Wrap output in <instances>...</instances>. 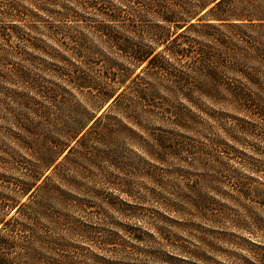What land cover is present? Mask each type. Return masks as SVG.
I'll return each instance as SVG.
<instances>
[{"label":"rangeland","instance_id":"374dc122","mask_svg":"<svg viewBox=\"0 0 264 264\" xmlns=\"http://www.w3.org/2000/svg\"><path fill=\"white\" fill-rule=\"evenodd\" d=\"M196 3L0 0L1 264H264V25L231 34L204 16L215 29L184 34L203 53L178 61L157 13L187 20ZM106 94L120 96L98 113ZM85 118L44 170L41 144Z\"/></svg>","mask_w":264,"mask_h":264},{"label":"trees","instance_id":"16d2710c","mask_svg":"<svg viewBox=\"0 0 264 264\" xmlns=\"http://www.w3.org/2000/svg\"><path fill=\"white\" fill-rule=\"evenodd\" d=\"M132 5V10L134 9V5L138 4L139 0H128ZM261 3L257 4L254 0H197V3L192 10L191 14L186 15L187 20H183V18H178L177 14L169 10H159L157 13L158 18L165 24H172L175 33L172 35H167V46L170 54L174 56L178 61L184 60H195L194 56L197 52L203 53L202 47H197L196 43L193 40H189L184 37V34L190 30L191 28L198 27L201 32H205L208 29H215L212 24H200L202 18L206 16L208 20L211 22L219 23L218 25L222 26L226 32L231 34L233 31H237L238 29L246 28L253 29L259 28L264 25V0H260ZM259 2V0H258ZM203 13L202 16H199ZM199 16V17H198ZM193 20L196 23H191ZM231 22L230 24H228ZM160 28V27H159ZM180 31V32H179ZM201 32H196L200 34ZM115 41V40H112ZM117 43V41H115ZM118 47H124L122 43L116 44ZM226 47V46H225ZM130 58L133 63L138 66H143V70L150 71L152 73H158L164 71L162 68L163 63L161 62L162 58L158 54H154V52L150 49L144 48H133L130 51ZM206 65V64H203ZM212 66H209L208 72L213 73L215 70V62ZM84 80V79H83ZM136 92H140L141 90H135ZM231 97L238 102L245 100L246 94L244 93L241 87H238L230 92ZM17 103L19 106H23L24 108H28L30 99L25 98L23 95H18ZM120 95L115 94H106L102 97L103 104L98 108L97 112L99 113L103 108V105H106L110 102L113 104L117 102ZM34 113H38L43 115L45 112L43 110H34ZM18 124L16 125V129L21 133L27 136L28 138H23L21 140V144L26 147L34 146L38 140L34 138V135L31 133L30 122L28 120V115L21 114L17 115ZM82 121V120H81ZM92 119L85 118L82 122H80L76 128L68 131L64 134L62 140L57 143L43 142L41 144V148L44 150L45 158L42 160L41 165L44 170H51V168L55 165V163L59 160L60 162H64L66 158L72 154L74 146L79 145L80 138H83L85 130ZM198 209V207H195ZM1 254V252H0ZM2 258L0 255V264Z\"/></svg>","mask_w":264,"mask_h":264}]
</instances>
